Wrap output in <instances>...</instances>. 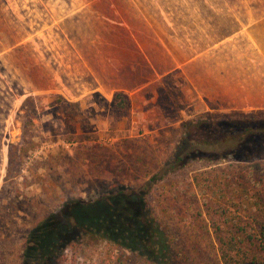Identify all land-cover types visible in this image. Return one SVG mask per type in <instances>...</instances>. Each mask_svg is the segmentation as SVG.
I'll return each instance as SVG.
<instances>
[{
    "label": "rangeland",
    "instance_id": "rangeland-1",
    "mask_svg": "<svg viewBox=\"0 0 264 264\" xmlns=\"http://www.w3.org/2000/svg\"><path fill=\"white\" fill-rule=\"evenodd\" d=\"M63 1L0 0V192L10 147L23 143L26 128L36 143L23 171L10 177L12 184L1 194L0 264H25L30 230L66 204L90 203L116 186L143 187L184 145L186 122L206 112L241 111L199 96L179 72L124 93L128 108L117 109L118 93L100 90L68 39L72 31L63 30L61 22L72 14ZM194 5L233 7L245 21L264 20V0H194ZM204 168L197 163L172 172L153 185L148 201L158 199L167 180L183 188L194 170ZM168 229L172 245L160 264H209L203 257L192 259L183 223L168 220ZM109 251L102 243L67 264H100L109 260ZM117 254L120 264H145L141 257Z\"/></svg>",
    "mask_w": 264,
    "mask_h": 264
},
{
    "label": "trees",
    "instance_id": "trees-1",
    "mask_svg": "<svg viewBox=\"0 0 264 264\" xmlns=\"http://www.w3.org/2000/svg\"><path fill=\"white\" fill-rule=\"evenodd\" d=\"M114 105L125 110L128 100L118 93ZM29 132L24 130L21 145L10 147L0 202L12 184L10 177L23 171L36 146ZM183 142L176 156L143 187L116 186L90 203H68L59 213L49 214L30 230L24 263L67 264L77 254L86 256L106 243L110 257L100 264H120L118 252L126 259L137 256L145 264H160L158 259L172 245L168 220L177 219L186 226L192 259L264 264V111L215 116L206 112L184 124ZM197 163L205 168L194 170L188 185L180 188L167 180L158 199L148 201L153 185Z\"/></svg>",
    "mask_w": 264,
    "mask_h": 264
},
{
    "label": "crops",
    "instance_id": "crops-1",
    "mask_svg": "<svg viewBox=\"0 0 264 264\" xmlns=\"http://www.w3.org/2000/svg\"><path fill=\"white\" fill-rule=\"evenodd\" d=\"M63 4L72 11L63 30L105 93H137L179 72L199 96L232 104L223 109L264 111V20L194 0Z\"/></svg>",
    "mask_w": 264,
    "mask_h": 264
}]
</instances>
